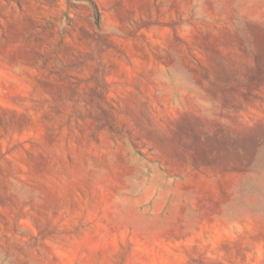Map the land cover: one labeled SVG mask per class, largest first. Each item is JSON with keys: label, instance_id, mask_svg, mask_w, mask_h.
<instances>
[{"label": "rangeland", "instance_id": "374dc122", "mask_svg": "<svg viewBox=\"0 0 264 264\" xmlns=\"http://www.w3.org/2000/svg\"><path fill=\"white\" fill-rule=\"evenodd\" d=\"M0 264H264V0H0Z\"/></svg>", "mask_w": 264, "mask_h": 264}]
</instances>
